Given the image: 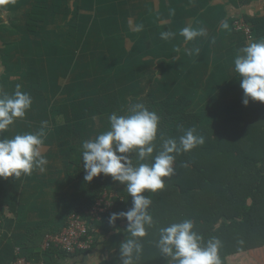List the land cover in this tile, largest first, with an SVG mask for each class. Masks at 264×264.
<instances>
[{
  "label": "trees",
  "instance_id": "16d2710c",
  "mask_svg": "<svg viewBox=\"0 0 264 264\" xmlns=\"http://www.w3.org/2000/svg\"><path fill=\"white\" fill-rule=\"evenodd\" d=\"M29 1L27 22L33 25L26 30L34 33L39 27L41 36L35 43L30 36L25 39L26 46L36 49L37 60H28L32 55L26 54L30 68L24 73L22 92L32 99L29 112L40 114L34 124L45 127L46 122L54 128L61 157L72 164L75 173L83 179L86 175L83 142L108 131L112 113L127 115L137 103L160 118L153 156L164 140L178 143L189 129L204 138L203 145L176 155L175 175L166 180L163 191L144 193L152 201L148 211L153 224L140 241L142 251L135 264H173L157 247L159 230L186 219L193 222L204 242L213 237L221 241V258L264 247V107L258 109L251 100L246 107L242 104L240 83L229 78L230 69L235 72L237 55L213 53L212 64L205 63L181 77L180 62L166 61L173 42L139 36L130 45L114 33L116 28L107 18L98 17V24L92 26L91 16L77 8L64 22L69 12L62 7L63 0H38L35 5ZM50 19L55 27L52 33L44 27ZM260 20L244 19L252 31L250 41L234 31L240 54L242 48L264 39ZM108 34L113 35L114 47L107 48ZM39 62L40 69H33ZM200 88L207 97H196L194 90ZM129 158L136 164L134 153ZM101 177L94 179L101 181ZM99 188L101 183L97 193ZM99 198L82 209L74 207L71 213L88 209ZM131 207V197L120 192L112 199L110 213L127 212ZM97 223H91L89 230ZM127 227L125 239L130 238ZM45 234L28 257L21 249L27 260L37 261L51 251L65 254L52 247L42 253ZM115 264H122L121 258Z\"/></svg>",
  "mask_w": 264,
  "mask_h": 264
},
{
  "label": "crops",
  "instance_id": "0c3cea01",
  "mask_svg": "<svg viewBox=\"0 0 264 264\" xmlns=\"http://www.w3.org/2000/svg\"><path fill=\"white\" fill-rule=\"evenodd\" d=\"M37 1L33 0V5L38 4ZM29 5V0H7L0 4V93L8 96H12L18 86L22 91L26 84L24 73L30 68V64L25 63L26 54L32 55L31 58L27 57L28 60H37L36 49L25 45L26 37L30 36L35 43L41 36L39 27L34 33L26 30L28 25H33L27 22L26 11ZM61 5L69 12L64 22L69 20L77 8L81 13L91 16L92 26L98 24V17L107 18L113 29L116 28L114 33L125 37L130 45L139 36L147 41L159 38L164 42H173L166 61L180 62L181 77L207 63L208 66L212 64L213 53L224 54V57L227 53L230 58L240 54L239 36L232 31V22L237 17L261 19V31L264 33L262 0H63ZM15 6L20 7L14 10ZM177 6L180 9L175 11ZM50 21L47 20L44 26L48 33H52L55 28ZM224 22L228 23V29L222 27ZM140 25L143 26L142 30L137 32L136 28ZM185 27L203 29L205 35L186 41L180 35ZM164 32H172L174 36L167 40L161 39V33ZM112 36L107 35V48L115 45ZM40 67L41 62L32 68ZM229 78L234 83H240L238 74L231 72V69ZM194 94L197 98L202 95L207 97L202 88L194 90ZM255 107L262 109L264 105L257 102ZM39 115L27 110L24 118H16L13 125L0 132V139H10L17 134L43 130L44 143L40 146V152L48 161L43 172L35 169L31 175L0 178V223L3 231L0 237V264H9L15 247L25 249L28 257L33 251L32 246L39 244L45 233L58 231L65 226L74 207L82 209L98 196L105 195L114 199L118 198L120 192L128 194L125 186L110 176L102 174L101 181L93 178L88 182L75 173L72 164L61 157L59 144L52 135L54 128L34 124ZM100 183V192L97 193V185ZM113 213L103 215L97 225L90 228L94 243L88 252H77L69 256L51 251L46 256H39L37 261L42 264L119 262V245L125 239L123 231L128 222L121 218L110 224L109 218ZM221 259L222 264H264V247Z\"/></svg>",
  "mask_w": 264,
  "mask_h": 264
},
{
  "label": "clouds",
  "instance_id": "9594fccd",
  "mask_svg": "<svg viewBox=\"0 0 264 264\" xmlns=\"http://www.w3.org/2000/svg\"><path fill=\"white\" fill-rule=\"evenodd\" d=\"M6 2L0 0V4ZM142 27L138 26L136 31H141ZM222 27L228 29L229 25L224 22ZM180 35L186 41H192L205 33L203 29L185 27ZM173 36L172 32L161 33L164 40ZM196 51L198 53L199 50ZM234 71L244 94L242 104L246 107L250 100L264 104V39L241 49V54L234 59ZM31 104L30 95L20 91L19 86L12 96L0 93V132L13 125L16 118H24ZM159 119L154 111L137 103L130 107L127 115L112 113L110 129L82 144L85 181L90 182L101 174L110 176L124 185L131 197L132 207L127 212L113 213L109 218L110 224L121 218L128 222L126 231L130 238L119 245L122 264H135L142 251L140 241L153 224L148 211L152 201L144 193L163 191L166 180L175 175L176 155L189 152L205 142L202 136L194 134V129H189L178 143L175 139L164 140L161 150L153 156ZM43 136L41 130L0 139V178L31 175L35 169L45 171L48 161L40 152ZM133 153L137 158L136 164L129 158ZM221 246V241L215 237L204 242L202 235L194 230L193 222L187 219L161 228L157 242L161 256L173 264H222Z\"/></svg>",
  "mask_w": 264,
  "mask_h": 264
},
{
  "label": "built area",
  "instance_id": "2783aa9c",
  "mask_svg": "<svg viewBox=\"0 0 264 264\" xmlns=\"http://www.w3.org/2000/svg\"><path fill=\"white\" fill-rule=\"evenodd\" d=\"M232 25L235 32L241 34L247 41L252 40L251 28L242 17H237ZM111 211L112 199L103 195L88 209L80 213H71L63 228L45 234L40 245L41 252L44 253L51 247L69 256L77 252L89 251L94 243L93 235L89 230L90 224L99 222L103 215ZM2 233L0 223V237ZM9 264H42V262L27 260L21 254V248L15 247Z\"/></svg>",
  "mask_w": 264,
  "mask_h": 264
}]
</instances>
